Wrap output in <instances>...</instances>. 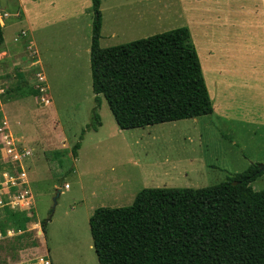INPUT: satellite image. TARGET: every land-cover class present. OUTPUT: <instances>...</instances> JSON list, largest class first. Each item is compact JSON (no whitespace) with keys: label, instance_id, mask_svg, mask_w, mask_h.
I'll return each instance as SVG.
<instances>
[{"label":"rangeland","instance_id":"1","mask_svg":"<svg viewBox=\"0 0 264 264\" xmlns=\"http://www.w3.org/2000/svg\"><path fill=\"white\" fill-rule=\"evenodd\" d=\"M10 1L14 0H0L7 7ZM55 1L64 14L48 12L51 24L46 25L45 20L34 30L47 93L34 94L38 65L33 51L14 50V61L8 59L9 66L0 69V128L4 130L7 123L19 150L31 153L22 167L34 197L32 210L27 212L32 220L26 230L9 231L7 236L0 232V264H37L41 257L50 264H99L89 226L97 208L129 207L141 191L150 188L218 186L252 166L264 165V81H257L261 68L264 73V56L250 52L252 46L261 43L264 52V41L259 43L246 31L231 30L221 38L242 36L241 53L236 42L230 40H223L220 53L228 58L227 64L240 65V73L232 76L220 75L225 61L220 63L217 57L210 66L203 57L204 37H199L200 41L198 33L196 39L192 37L210 91L212 115L121 130L101 96L102 126L98 132L85 135L75 159L72 149L80 142L83 129L92 123L97 106L92 91L91 54L87 51L95 12L92 0ZM154 1L101 0V47L121 46L188 27L179 16L167 11L165 0ZM155 7L161 16L155 14ZM15 8L4 11L10 14L2 29L7 46L23 28L14 16ZM139 15L145 20L141 21ZM64 16L66 20H61ZM13 63L18 66L13 67ZM39 75L46 81L42 72ZM49 97L54 100L51 106ZM14 164L0 154V200L5 205L19 191L9 188L11 184L7 186L5 178L15 179L22 173ZM252 187L264 191V175ZM5 205L0 209V223L10 212H21ZM42 222L47 223L45 233Z\"/></svg>","mask_w":264,"mask_h":264},{"label":"trees","instance_id":"2","mask_svg":"<svg viewBox=\"0 0 264 264\" xmlns=\"http://www.w3.org/2000/svg\"><path fill=\"white\" fill-rule=\"evenodd\" d=\"M92 123L72 149L76 159L88 132L102 126L103 96L121 130L144 129L212 115L214 107L188 28L102 48L101 0H92ZM0 25V51L4 35ZM35 91L34 94H38ZM258 166L201 189L141 191L124 208H97L89 226L99 264H264V191L252 184ZM24 212H10L0 232L25 231ZM43 232L47 223L42 222Z\"/></svg>","mask_w":264,"mask_h":264},{"label":"crops","instance_id":"3","mask_svg":"<svg viewBox=\"0 0 264 264\" xmlns=\"http://www.w3.org/2000/svg\"><path fill=\"white\" fill-rule=\"evenodd\" d=\"M151 1L154 0H149V3ZM165 1L168 6L167 11H169L170 13L176 16H179L183 22L187 23L188 27L185 28H188L191 31L192 34L191 38L192 37L195 38L196 33H198L197 35L198 41L201 40V39L199 40V37L201 38L204 37L203 39L206 40V43L203 45L204 47L203 57L207 59L209 65L211 66L213 63L212 61L217 57L220 58L221 61L220 63H223L225 61V63L221 65V69H219L220 72H222V74L220 75H227L228 73L230 76H232V73H240V70L238 69L240 65L232 66L226 63V60L228 58H226V55L224 54L221 55L220 44L223 42V40L224 41L230 40L233 43L235 41L237 49L241 53L242 36L238 37L231 34L229 38L227 37L221 38V36H223L224 33L226 32V30H231L236 32L246 31V33L249 34L251 33L250 35H253L252 39L258 41L259 43L262 39L264 41V0H165ZM252 1L255 3L251 4ZM10 3H11L10 6H8L9 8L16 6L13 13L15 18L18 20V23L21 24L23 28L20 30V32H16L13 35L12 37L13 41L9 46L5 45V39H4V46L2 51H0V69L6 68L7 65L9 66L8 64L9 60L10 63L14 61V57H13L14 50L20 48L21 50H23V52L30 51L31 53V51H33L34 59H35L34 62H36V64L38 65L36 66L37 68L35 67L37 73H35L34 81L35 83H37V79H36L37 74L39 72H42L46 79V81L43 82V85L45 86V83H47V78L43 70L44 68L42 65V60H40L41 59L40 48L37 43L38 39L34 35L35 26L36 25L38 26L39 23H42L45 20L48 21L46 25L51 24V21L49 20L48 12L51 15L57 13L59 14H64V13H62L61 9H59L55 0H14V1H10ZM45 3H47V7ZM153 3L158 5L157 1H154ZM161 6H163L162 2H161ZM8 7L6 5L1 4L0 2V25L3 28L5 25L4 19L10 17L8 11L4 12L5 10L8 9ZM156 8L157 7L152 8L153 11L158 16L159 14L161 16V13H158L156 11ZM139 10L141 11L140 8ZM89 11H91V9ZM3 12H4V16H2ZM252 14H254L253 19L252 20L248 19L249 15ZM142 15L146 18L145 14ZM233 17L235 18V23L233 22ZM139 18L141 19V21L145 20L141 18L140 15ZM61 20H66V17L64 16L63 18H61ZM254 25H256V27ZM102 30H103V25H102ZM236 37H238V40L236 39ZM91 43H92V36H91ZM252 48L253 49H251L250 52H255L254 53L255 55H259L262 57L264 56V52L262 50V43L260 45L256 44V46L255 47L252 46ZM243 49L245 50V56L248 55L247 39L245 45L243 46ZM87 51L88 53L91 54L90 52L91 44H90V48L89 47L87 48ZM224 51H226V49L223 50V53ZM27 58L30 57L28 56ZM255 60L257 61V59ZM12 66L16 68L18 65L13 63ZM211 69L213 68L211 67ZM260 72L261 75L257 81L262 82L264 81V73L262 68L260 69ZM2 76L3 74L0 75V79L2 78ZM34 87L36 89V86ZM47 87H46V93L48 90ZM100 100H101V96H100ZM48 101H51L50 104L49 105L45 104V105L51 106V104L54 103V100L51 99L50 97L48 98ZM13 136L14 135H12V137ZM27 180H28V176H27ZM28 182L30 183L29 180ZM28 189L30 190L29 186ZM24 213L27 214V212Z\"/></svg>","mask_w":264,"mask_h":264},{"label":"built area","instance_id":"4","mask_svg":"<svg viewBox=\"0 0 264 264\" xmlns=\"http://www.w3.org/2000/svg\"><path fill=\"white\" fill-rule=\"evenodd\" d=\"M43 82L44 79L39 75V77H37L36 89H38L40 93L46 92V88H44L45 86L43 85ZM42 101H45V104L49 103L45 100V98H43ZM7 125V123L4 124V130L6 132L8 131L6 134L2 133L4 130L0 128V133H2L0 134V154L3 156V159L5 161H10L11 163H15V167H20L22 173L15 179H10V177H8L7 175L5 176V178L7 179V186L11 184L9 188H19V191H16V194L11 197L9 205L3 204V202L0 200V209H3L5 205V207L10 206L14 210L19 208L21 212H28V210H32V206L34 205V198L31 191L28 189L29 182L27 180V174L25 173L22 165L28 160L30 152L26 151L25 149L19 150V147L15 144L16 142L9 132L10 130H8V127H6ZM37 264H50V262L48 259L41 257Z\"/></svg>","mask_w":264,"mask_h":264},{"label":"water","instance_id":"5","mask_svg":"<svg viewBox=\"0 0 264 264\" xmlns=\"http://www.w3.org/2000/svg\"><path fill=\"white\" fill-rule=\"evenodd\" d=\"M259 172L264 173V165H260V166H259Z\"/></svg>","mask_w":264,"mask_h":264}]
</instances>
